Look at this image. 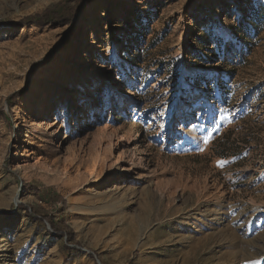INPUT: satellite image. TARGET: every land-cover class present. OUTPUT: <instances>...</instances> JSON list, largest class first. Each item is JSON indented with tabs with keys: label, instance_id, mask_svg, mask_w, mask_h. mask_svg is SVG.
Returning <instances> with one entry per match:
<instances>
[{
	"label": "rangeland",
	"instance_id": "rangeland-1",
	"mask_svg": "<svg viewBox=\"0 0 264 264\" xmlns=\"http://www.w3.org/2000/svg\"><path fill=\"white\" fill-rule=\"evenodd\" d=\"M79 4L0 0V264H264V0Z\"/></svg>",
	"mask_w": 264,
	"mask_h": 264
},
{
	"label": "bare ground",
	"instance_id": "bare-ground-1",
	"mask_svg": "<svg viewBox=\"0 0 264 264\" xmlns=\"http://www.w3.org/2000/svg\"><path fill=\"white\" fill-rule=\"evenodd\" d=\"M110 16V13H107V19H108V17ZM52 77V76H51ZM87 97H88V99H91V95L90 94H88L87 93V95H86ZM67 97V101H66V104H65V106L62 108V110H61V113H62V115L64 116L63 117V121H64V124H65V127L68 129V127L70 126L69 125V123H68V119H69V113L71 112V111H69L68 110V108L66 109V107L68 106H71V104H72V98H71V96H70V93H68V95L66 96ZM47 99V98H46ZM44 102H45V99L43 100ZM54 101V100H53ZM40 105H41V101L39 100V101H36V103H35V106H34V108H33V112L34 113H37V112H39V108H40ZM53 105V104H52ZM48 112V111H47ZM75 115H76V112H75ZM84 117V116H83ZM54 123H51V122H46V123H44V126H48L47 127V129L46 128H44V129H40L41 128V126H39V125H41V124H34V123H31L30 125H28V130H38V129H40V131H43V132H45V134H47V136H48V138H52L51 136L53 135V134H56V135H59V132H60V127H58V128H56V130L55 131H52L51 129H53V127L55 126V125H53ZM27 126V125H26ZM46 129V130H45ZM31 132V131H30ZM54 132V133H53ZM42 140H43V138H42ZM46 142H48V141H46ZM88 143H90V141H88ZM48 144L47 143H45L44 141H43V143H42V145L40 146V150H41V153H46V154H43V155H45V156H41V158H43V159H47V158H52L53 157V154L54 153H56V151H58L59 149L57 148L58 146H56V147H52V149H51V151L48 149ZM51 147V146H50ZM87 147L89 148H91L92 147V145L90 144V145H87ZM39 150V151H40ZM71 150V149H70ZM50 151V152H49ZM35 152V151H34ZM59 152V151H58ZM57 152V153H58ZM33 153V152H32ZM56 153V154H57ZM69 153V152H68ZM73 153V152H72ZM67 155H69V154H66V156ZM74 156H76L75 154H73ZM34 156V155H33ZM65 156V157H66ZM70 156H71V152H70ZM78 157V156H77ZM38 158V157H37ZM40 158V157H39ZM56 158V157H55ZM67 158H69V157H67ZM43 159H42V161H43ZM56 159H58V158H56ZM70 160L71 159H73V158H69ZM52 160L54 161L55 159H53L52 158ZM67 160V159H66ZM75 160V159H74ZM39 161V160H38ZM52 161V164L54 163ZM58 161V160H57ZM36 162H37V160H36ZM118 162V161H117ZM40 163V162H39ZM42 163V162H41ZM44 163V162H43ZM46 163V162H45ZM48 163H49V160H48ZM50 164V163H49ZM70 164V163H69ZM56 166V165H55ZM67 166V165H66ZM113 194H115V192H113ZM112 194V195H113ZM110 195V194H109Z\"/></svg>",
	"mask_w": 264,
	"mask_h": 264
},
{
	"label": "trees",
	"instance_id": "trees-1",
	"mask_svg": "<svg viewBox=\"0 0 264 264\" xmlns=\"http://www.w3.org/2000/svg\"><path fill=\"white\" fill-rule=\"evenodd\" d=\"M85 1H91V0H80V4L78 5L77 9L85 2ZM57 15V12L52 11L50 9L45 10L43 13L41 14H35V15H31L25 18V20L23 21H28L29 23H34L37 24L39 26L45 25L51 21L55 20V17ZM58 19V18H57ZM64 21H66V19L64 18ZM26 23V22H25ZM20 93V91H16L13 94H11L8 97V105L12 106L13 105V101L15 100L16 96Z\"/></svg>",
	"mask_w": 264,
	"mask_h": 264
},
{
	"label": "snow or ice",
	"instance_id": "snow-or-ice-1",
	"mask_svg": "<svg viewBox=\"0 0 264 264\" xmlns=\"http://www.w3.org/2000/svg\"><path fill=\"white\" fill-rule=\"evenodd\" d=\"M119 78V77H118Z\"/></svg>",
	"mask_w": 264,
	"mask_h": 264
}]
</instances>
